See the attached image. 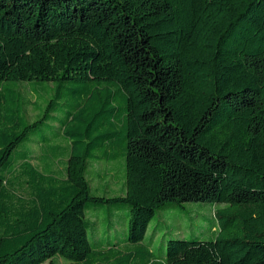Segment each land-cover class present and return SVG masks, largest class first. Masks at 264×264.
Listing matches in <instances>:
<instances>
[{
    "label": "trees",
    "instance_id": "1",
    "mask_svg": "<svg viewBox=\"0 0 264 264\" xmlns=\"http://www.w3.org/2000/svg\"><path fill=\"white\" fill-rule=\"evenodd\" d=\"M57 259L264 264V0H0V264Z\"/></svg>",
    "mask_w": 264,
    "mask_h": 264
},
{
    "label": "rangeland",
    "instance_id": "2",
    "mask_svg": "<svg viewBox=\"0 0 264 264\" xmlns=\"http://www.w3.org/2000/svg\"><path fill=\"white\" fill-rule=\"evenodd\" d=\"M20 90L24 94L28 104L25 106V114L30 121L34 120L38 115V110L35 108L34 97L29 89V85L22 82L20 83ZM34 155H38L40 150L37 147L32 146ZM33 164L38 165L39 161L33 159ZM58 169L62 168L61 164H58ZM98 166L95 167V170ZM105 172L107 167H103ZM109 174L113 173V170H108ZM93 176V175H92ZM91 176V177H92ZM94 177V176H93ZM92 177V179H93ZM92 184H95V180H92ZM115 179L110 178V193L111 195L119 194V182L116 184ZM211 206L206 202H185L182 205L165 211H159L155 217L151 220L147 234L149 236L152 232V226L156 223L158 217H161V223L158 226L156 237L153 241L154 247L158 248L163 239L168 238H206L209 235V222L206 221L210 217ZM57 264H67L62 259H57Z\"/></svg>",
    "mask_w": 264,
    "mask_h": 264
}]
</instances>
